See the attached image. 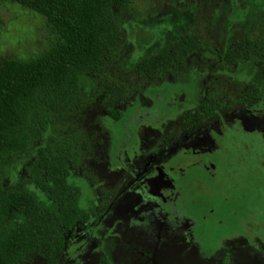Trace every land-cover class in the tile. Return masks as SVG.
Masks as SVG:
<instances>
[{"label": "rangeland", "instance_id": "obj_1", "mask_svg": "<svg viewBox=\"0 0 264 264\" xmlns=\"http://www.w3.org/2000/svg\"><path fill=\"white\" fill-rule=\"evenodd\" d=\"M121 27L106 79L87 77L82 108L57 115L48 131L50 143L67 138L81 149L72 179L83 204L109 201L69 232L59 264H264V99L216 104L202 124L199 109L211 80L238 87L255 62L230 66L204 46L177 73L148 80L136 71L182 33L214 49L245 31L263 38L264 0H133ZM55 40L44 16L0 0V62L37 57ZM37 148L12 160L7 187L29 177Z\"/></svg>", "mask_w": 264, "mask_h": 264}, {"label": "trees", "instance_id": "obj_2", "mask_svg": "<svg viewBox=\"0 0 264 264\" xmlns=\"http://www.w3.org/2000/svg\"><path fill=\"white\" fill-rule=\"evenodd\" d=\"M10 1L44 16L56 40L37 57H5L0 62V264H29L34 256L59 264L69 232L104 213L109 201L99 207L83 204V189L72 179L81 149L67 138L50 143L48 131L57 115L82 108L87 77L93 84L107 77L123 41V14L133 0ZM204 46L227 65H256L238 87L225 84L224 76L219 85L209 82L207 99L199 105L200 124L211 119L216 104L264 99V37L251 31H245L236 44L215 49L194 31L182 33L141 58L136 71L148 80L177 73L183 58ZM120 102L109 109L114 120L121 116ZM35 145L37 156L29 177L7 187L12 160ZM206 185L201 184L200 194L206 193Z\"/></svg>", "mask_w": 264, "mask_h": 264}]
</instances>
